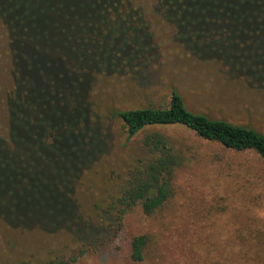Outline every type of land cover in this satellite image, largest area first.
<instances>
[{
    "label": "rangeland",
    "instance_id": "374dc122",
    "mask_svg": "<svg viewBox=\"0 0 264 264\" xmlns=\"http://www.w3.org/2000/svg\"><path fill=\"white\" fill-rule=\"evenodd\" d=\"M173 1L185 7L190 0ZM110 2L42 0L35 17H30L9 0H0L15 27L0 18V144L6 149L14 145L7 104L16 88L15 51L23 72L27 74L28 66L27 75L36 79L35 87H28L30 108L17 114L22 124L17 134L20 145L36 151L32 145L50 127L53 132L46 133L42 146L51 144L54 134L60 138L47 151L49 159L73 162L86 145L80 133L84 120L79 121L80 128L73 122L80 115L70 96L77 90L81 97L84 94L75 64L120 63L140 50L123 72L105 75L100 69L91 75L85 99L94 148L86 150L90 157L86 153L81 157L74 168L77 172H67L74 207L68 223L54 225L61 212L50 188L42 200L45 208L35 209L27 198L37 190L39 174L51 170L49 162L32 156L14 162L0 153V182L4 178L5 188L11 195L16 193L17 213L23 214L6 216L2 211H8L9 204L0 202V213L5 214H0V264L71 258L75 261L67 264H264V160L253 150L236 151L202 139L184 126L150 129L164 135L182 158L172 177L173 194L164 205L151 215L134 207L122 217L121 225L108 211L130 172L150 157L142 142L146 131L128 137L116 111L167 106L176 91L190 111L264 133V87L251 83L246 73L238 79L227 77L221 63L202 61L190 53L175 38L173 26L153 11V0H122L124 6L135 8L133 29L120 26L108 31L104 17ZM121 3L115 11L119 18L124 15ZM227 12L184 9L181 30L196 35L215 29L218 24L213 20ZM114 16L112 12L110 18ZM229 30L228 37L240 40L250 34ZM55 177L47 175L49 184ZM24 186L30 194L20 191ZM142 234L148 244L143 260L134 262L129 242Z\"/></svg>",
    "mask_w": 264,
    "mask_h": 264
},
{
    "label": "trees",
    "instance_id": "16d2710c",
    "mask_svg": "<svg viewBox=\"0 0 264 264\" xmlns=\"http://www.w3.org/2000/svg\"><path fill=\"white\" fill-rule=\"evenodd\" d=\"M9 1L14 3L17 9L21 11L25 10L27 14L31 15L30 17H35L38 12V2L42 0ZM110 1L109 5L105 6L104 21L107 30L111 32L117 30V27L120 26H123L125 30L127 28L133 29L130 26V21L133 18L131 15L135 14V8L129 5H127V7L124 6L121 3L122 0ZM195 2L196 0H190L185 3V7L182 5L178 7L173 0H153L151 5H153V11L157 13L164 22L173 26L175 38L181 41V45L189 50L190 53L196 54L202 61L208 62L212 60L221 63L226 70L227 77L232 74L235 79H238L239 77L241 78L243 73H246L251 79V83H254L258 87H264V59L261 57L264 56V0H197V4ZM45 3L48 4V1H45ZM120 3L124 14L121 18H119V13L115 12L120 6ZM196 8L201 12H208L211 10L217 11L221 8L227 9L228 12L227 15L220 16L217 20H213L218 24V27L215 29L197 32L196 35L186 31L182 32V20L180 18L182 10ZM112 12H114L115 16L110 18ZM0 18L5 21L10 28L15 29L13 22L7 18V10H3L1 6ZM111 19L113 21H111ZM113 23H115L114 26ZM74 24L75 22L67 27L72 28L70 26ZM225 26H228L230 30L240 33L243 31H250V34L243 40L230 38L227 35L228 33H226L229 29ZM233 27H235V29ZM76 28L79 30L78 26H76ZM62 31L66 30L62 29ZM253 31H255V33H252ZM44 35L45 33H43V36ZM49 49L51 48L49 47ZM132 51L133 48L131 52ZM139 55L140 50H138L137 53L128 54L124 61L120 63L113 62L109 65L101 63L100 61L89 62V64L84 66L75 64L76 69L79 70L78 76L80 78V83L84 84V94L81 97V92L79 90L73 91L72 95L70 94L75 106V113L80 115V118L73 122L76 127L80 128L79 121L84 120L83 130H81L80 133L86 145H84L85 149L77 157L76 161H74V159L73 162H63L62 160L54 162V160L49 159L46 153L48 150L53 149L56 144H54V140L60 137L54 134L51 144L46 147L42 146L46 133L53 132L50 127H47L42 132L38 141L32 145L35 147L36 151L22 147L18 141L19 138L17 134L22 130V124L17 119V114L22 108H30L28 87H35L36 79L27 75L28 66H26L27 69H25L27 74L23 72L24 65L20 62L16 51L14 52L13 56L17 75L15 78L16 88L15 91L11 93L7 104L10 121H12L9 132L10 136L14 139V145L12 148L6 149V147L0 144V153H7L14 162L17 161L22 163L24 162V158L31 156L35 159L40 158L49 162L48 168L51 170L44 172L42 175L39 174L38 188L35 187V190H37L34 195H29L27 198L30 201L33 200L35 209L45 208V203L42 200L45 196L50 194L47 190V188H50L52 194H56L58 197L57 210H59L61 214L56 216V223H54V225L58 227L68 223V219L74 214L73 204L69 200L71 185L67 181V172H77L74 168L81 163V157H83L90 146V148H94L92 146L93 141L90 140L92 136H90L91 132L87 129L86 109L88 107V99H85L86 93L92 84L89 83L91 82V75L93 72L100 69L105 75L123 72L124 66H129L131 64L129 60L137 58ZM21 92H23V94H21ZM115 114L122 120L128 137L146 131L142 142L150 153V157H148L146 161L142 162L139 167L134 168L130 172L129 178L120 196L117 198L116 202L108 208V211L114 214L118 225H121L122 217L132 208L138 206L144 214L151 215L161 208L173 194L172 177L174 170L179 166L182 158L172 150L164 135L157 131H151L150 129L181 125L192 130L202 139L218 142L233 150H253L264 160V133L252 127L233 124L223 119H211L205 114L190 111L184 105L181 95L176 91L171 92L167 106H147L118 110ZM70 141H72V139H70ZM90 156L91 154L89 152L85 155V157ZM47 175L56 176L53 183L49 184ZM10 178L14 179L12 176H10ZM17 184L19 185V183ZM20 191L30 194L25 186L23 189H20ZM10 192L5 188L4 178H1L0 202L9 204L8 211H1L6 213V216L10 213L12 217L18 216L22 218L23 214H18V209H16V207H18L16 193H12L11 195ZM4 193L8 200L3 196ZM37 197L40 198L39 202L36 201ZM0 214L5 215L3 213ZM24 216H26L25 213ZM64 227L68 228L67 225ZM147 244L148 237L146 235L142 234L132 237L129 242L130 259L134 262L142 261ZM71 261H75V258H71L69 261L53 260L44 264H67Z\"/></svg>",
    "mask_w": 264,
    "mask_h": 264
}]
</instances>
